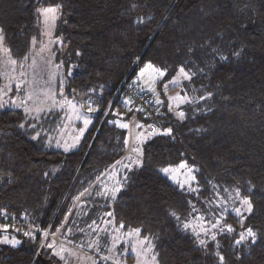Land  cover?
<instances>
[{"label": "trees", "instance_id": "trees-1", "mask_svg": "<svg viewBox=\"0 0 264 264\" xmlns=\"http://www.w3.org/2000/svg\"><path fill=\"white\" fill-rule=\"evenodd\" d=\"M49 7L63 95L91 123L62 151L35 137L47 119L33 130L22 110L0 109V224L20 230L19 245L0 242V264H59L47 244L86 200L149 239L157 264H264V0H0L1 42L17 63L41 41L39 9ZM148 65L162 82L185 79L183 67L191 78L165 93L187 96L172 104L158 87L139 110L134 77ZM131 118L153 132L126 171ZM180 163L192 189L161 171ZM243 197L253 212L237 216ZM197 216L223 225L205 244L186 227ZM249 228L255 243L237 245Z\"/></svg>", "mask_w": 264, "mask_h": 264}, {"label": "rangeland", "instance_id": "rangeland-1", "mask_svg": "<svg viewBox=\"0 0 264 264\" xmlns=\"http://www.w3.org/2000/svg\"><path fill=\"white\" fill-rule=\"evenodd\" d=\"M44 9L46 8L39 9L41 41L32 42L30 55L26 60L18 63L14 61L3 46L0 36V109L22 110L28 121L27 128L33 130L42 123L43 119H47L44 124L37 127L38 133L35 132V137L41 135L45 144L67 151L77 145L89 127L91 119L86 110L63 95L66 78L62 68L55 63L52 53L56 41L53 31L57 15L55 14L53 18L49 14L46 19L41 14ZM154 69L146 66L134 77V85L137 89L152 94L153 99L158 96V87L165 93L174 85L183 86L186 81L183 78H174L169 82H162L163 76ZM165 96L172 104H177L187 96V93L180 90L176 95L167 92ZM128 129L129 144L122 164V170L126 171L139 167L142 143L148 134L153 132L151 129L147 132L132 118ZM181 164L168 167L170 171L167 174L163 173L181 187L192 189L194 179H192V171H189L191 168L185 163H183L185 167L180 168ZM111 184L112 181H109L108 185ZM105 189L112 195L115 192L111 186ZM80 204L74 220L67 227L62 238L54 235L47 244L51 245L59 264H157L149 239L141 238L137 230L125 233L115 228L110 210L104 207L96 209L93 201L89 203V200H86ZM239 208L241 213L245 211L243 207ZM234 213L237 215L236 209ZM220 226L223 225L217 222V226L213 227L201 216H197L187 224L199 243L203 241V244ZM5 228V224H0V229L3 230L0 233V242L13 246L12 241H19L15 246L19 245L20 239L16 234V230L19 229L15 227L12 231L6 232ZM128 256H132V260Z\"/></svg>", "mask_w": 264, "mask_h": 264}, {"label": "snow or ice", "instance_id": "snow-or-ice-1", "mask_svg": "<svg viewBox=\"0 0 264 264\" xmlns=\"http://www.w3.org/2000/svg\"><path fill=\"white\" fill-rule=\"evenodd\" d=\"M56 11H57V8H55V7H52V8H46V9H44V10L42 11L41 14H42L46 19L49 17V14H51L52 17L54 18V17H55V14H56ZM148 67L151 68L152 65H148ZM154 71L158 72L161 76L164 75V72H163L162 70H160V69H154ZM179 72H180V74H181L182 76H184L185 79H190V78H191V77L188 75V73L185 72V70H184L183 67H181V68L179 69ZM173 82H175V81H173ZM126 103H127V102H126ZM178 116H179V118L183 119V117H184V113H183V112H180V113H178ZM21 126H22V125H21ZM121 127H127V125H121ZM170 132H171V130L169 129L167 134H170ZM133 151H137V149H133ZM179 167H180V168H184L185 165L182 163ZM161 171H163L164 173L167 174L170 170H169L168 168H164V169H162ZM189 171H191V169H189ZM192 179H195V177H192ZM249 191H251V189H249ZM237 196L239 197V193H237ZM241 207H243L244 210H245L247 213H249V215H251V213L253 212V204H252L250 198H248V197H243V198H241ZM236 213H237V215H241V214H242V213H241V209H240V208H237V209H236ZM173 215H174V214H173ZM177 219H179V218L177 217ZM121 227H124V226L121 225ZM186 227H187V226H186ZM213 227H216V225L214 224ZM227 231H228V232H232V231H234V229L231 228V227H228V228H227ZM137 232H138V230H137ZM25 235H30V234H29V233H25ZM255 236H256V234L253 232V230H252L251 228H249V229H247L246 234H241L240 239L236 241V244H237V245L241 244V243L246 239V237H251V238H252V243H255ZM213 239H215V236H213ZM4 242H5V243H8V241H4ZM11 243H12L13 246H15L16 244L19 243V241H12ZM200 243L203 244L204 242H203V241H200ZM49 247H51V245H49ZM57 255H59V254L57 253ZM61 258H62V257H61ZM104 259H106V257H105ZM219 259H220V261H221V264H223V260H224L223 256L219 257Z\"/></svg>", "mask_w": 264, "mask_h": 264}, {"label": "built area", "instance_id": "built-area-1", "mask_svg": "<svg viewBox=\"0 0 264 264\" xmlns=\"http://www.w3.org/2000/svg\"><path fill=\"white\" fill-rule=\"evenodd\" d=\"M134 101H137L138 105H140L139 110L145 108L146 105H148L149 102V93L146 91L141 90H135L134 93Z\"/></svg>", "mask_w": 264, "mask_h": 264}]
</instances>
